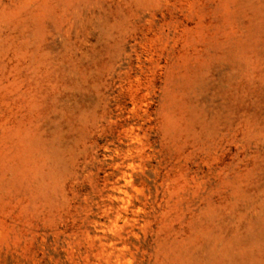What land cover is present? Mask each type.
<instances>
[{"label": "rangeland", "instance_id": "obj_1", "mask_svg": "<svg viewBox=\"0 0 264 264\" xmlns=\"http://www.w3.org/2000/svg\"><path fill=\"white\" fill-rule=\"evenodd\" d=\"M0 264H264V0H0Z\"/></svg>", "mask_w": 264, "mask_h": 264}]
</instances>
